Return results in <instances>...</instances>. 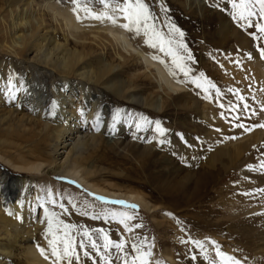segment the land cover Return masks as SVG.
Returning <instances> with one entry per match:
<instances>
[{
  "label": "rangeland",
  "instance_id": "obj_1",
  "mask_svg": "<svg viewBox=\"0 0 264 264\" xmlns=\"http://www.w3.org/2000/svg\"><path fill=\"white\" fill-rule=\"evenodd\" d=\"M30 1L34 12L43 11L46 23L57 28L58 40L68 49L81 51L83 41L76 36L86 34L85 43L94 48V56L104 54L108 62L119 65L115 73L126 89L122 98L99 90L102 106L111 109V117L104 143L84 153L94 169L89 183L98 192L68 176L22 174L38 184L45 203L38 205L36 223L41 211L44 216L30 241L19 239L11 248L7 264H31L29 247L40 255L43 250L45 261L56 264L49 246L53 233L60 240L70 239L74 249V258L62 259L60 264H124L125 259L131 264L136 255L132 244L141 241L150 246L151 264H220L217 248L240 264H264V255L257 249L264 223V127L259 126L264 125V33L255 27L264 19L259 17V5L253 6L256 15L240 19L229 0H143L154 17L149 26L154 24L165 41H173L171 49L187 70L185 75L173 56L145 44L151 30L149 37L143 28L139 35L126 31L119 26L126 23L123 14L105 8L99 0H87L85 6L94 13L115 16L116 26L107 19L91 18L82 8L74 12L71 0ZM122 2L109 0L110 5ZM55 12L60 15L56 23ZM64 14H70L82 29H65ZM109 29L116 37L118 32L124 34L135 51L127 48L130 52H126ZM95 36L101 38L95 40ZM146 60L159 68H146ZM15 64L17 79L27 66ZM43 82L57 87L62 83L57 74L45 76ZM129 95L140 103L130 102ZM156 122L163 135L156 130ZM89 127L86 123L85 128ZM240 142L247 143L241 151L231 146ZM142 149L149 155L142 154ZM221 150L225 156L212 163V156ZM5 171L16 173L0 161V173ZM185 174L192 178L187 187L180 183ZM204 175L207 181L198 187ZM104 193L134 195L140 200ZM46 210L55 214L52 233ZM137 224L141 227L136 228ZM104 235L114 243L123 241V251L114 247L106 251ZM195 240L203 247L190 243ZM92 243L97 245L95 250Z\"/></svg>",
  "mask_w": 264,
  "mask_h": 264
},
{
  "label": "bare ground",
  "instance_id": "obj_2",
  "mask_svg": "<svg viewBox=\"0 0 264 264\" xmlns=\"http://www.w3.org/2000/svg\"><path fill=\"white\" fill-rule=\"evenodd\" d=\"M58 16L55 12L52 17L55 23ZM44 18L43 11L34 12L30 0H0V161L16 171L15 175L6 171L0 173V264H7L12 256L11 248L18 245L19 239H32L44 216L41 211L37 224L38 205L45 203L38 184L22 174L68 176L97 191L89 183L94 169L89 165V156L84 153L88 148L104 143L111 117V109L106 104L102 106L104 102L99 90H109L122 98L126 89L115 73L119 63L115 66L108 62L102 57L104 54L94 56V48L85 43L86 34L78 32L76 36L83 41L79 45L81 51L68 49L58 40L57 28L47 24ZM61 19L65 29H76V32L82 29L70 14H64ZM60 27L63 31L61 24ZM109 34L114 33L110 31ZM117 35L112 38L120 40L122 48L135 51L124 34L118 32ZM63 38L66 44L69 43L67 36ZM94 38L99 40L101 37ZM146 61V68H159L150 60ZM15 62L31 71L24 68L25 73L14 78ZM159 72L167 78L161 70ZM55 74L59 75L61 85L44 84L45 76L52 78ZM128 100L140 103L130 95ZM86 123L91 127L86 129ZM120 127L123 130V121ZM237 144L231 146L240 151L247 146L246 142ZM141 151L149 155L147 149ZM223 156L225 153L221 150L212 156L211 162L220 161ZM180 180L181 185L187 187L192 178L185 174ZM206 181L204 175L198 187H203ZM104 194L127 201L140 200L134 195ZM257 237V249L264 255V223ZM27 251L31 255V264H49L33 247ZM169 260L173 262L171 258Z\"/></svg>",
  "mask_w": 264,
  "mask_h": 264
},
{
  "label": "snow or ice",
  "instance_id": "obj_3",
  "mask_svg": "<svg viewBox=\"0 0 264 264\" xmlns=\"http://www.w3.org/2000/svg\"><path fill=\"white\" fill-rule=\"evenodd\" d=\"M71 3L76 6L73 9L74 12L82 8V10L91 18L101 21L107 19L114 26H116L117 18L115 16L105 15L104 13H94L90 8L85 6L87 0H71ZM99 3L102 4L105 8L111 7V10L113 12H119L123 14V19L126 21V23L119 26L125 29L126 31L132 32L133 30H135V34L139 35L141 33V28H143L144 36L149 37V31L151 30V38L145 39V44H147L149 47L152 48H156L157 46H159L160 51L165 52L166 55L173 56V63L176 64L177 68L185 72V75H187V70L185 69L184 65L178 62L177 57L175 56L174 52L171 49V45L173 41L172 40L165 41L161 36V34L155 31L154 24L149 26L148 23L149 19L154 20V17L151 16V13L149 12L143 0H123L122 3H116L111 5L109 3V0H99ZM229 3L234 9L237 10V15L239 16L240 19L251 18L252 16L256 15V13L253 11V6L259 5V17L260 19H264V0H229ZM77 19L79 20V16L77 17ZM249 26H252L251 23H249ZM255 27L257 29V32L264 33V24H256ZM173 31L179 32V29H173ZM179 34L181 37L184 35L183 32H180ZM255 38L256 37H254V39ZM153 39L156 42H153ZM165 44L169 46L167 49L165 48ZM179 47L184 48L185 52H187V48L185 45L180 44ZM187 58L191 59L190 53L188 54ZM261 58L264 59V50H261ZM153 59H156V57H153ZM11 80L12 77L9 78L10 84H11ZM9 90H11V88ZM240 99L242 100L243 98L241 97ZM52 107L53 108L55 107V102H53ZM245 108H247L246 105ZM81 114L83 115V113ZM136 126L137 128L140 127L138 123ZM259 126L264 127V125H259ZM237 127H243V125H237ZM96 130L99 129L97 128ZM156 130L160 135L164 134V130L160 128L159 122H156ZM96 199H101V198L97 197ZM127 207L135 208L136 206L127 205ZM54 216H55L54 213L51 215L47 214V210H46V219L48 221L49 233H52ZM126 219H131V217H126ZM67 227L68 226L65 225V228ZM125 227L128 231L132 230L126 224ZM135 227L139 228L141 227V225L137 224L135 225ZM96 231H101V230H96ZM85 236H87V232H85ZM65 237H67V233H65ZM103 239H104V244L102 245V247L106 251L109 248H113V247L120 251H123L124 249L123 241H121L120 243H114L113 241L109 240L106 235L103 236ZM190 243H192L194 246L199 248L203 247V244L199 240L190 241ZM61 244L63 245L62 248L60 247ZM49 246L51 248L52 255L56 257V264H60V261L62 259L72 260L74 258V249H73L72 241L70 239L65 238L63 240H60V238L57 237L55 233H53V239L49 241ZM80 247L83 248L84 245L81 244ZM90 247L93 250H95L97 248V245L95 243H92ZM132 250L136 255L131 258V264H137V261H139V264H151L150 246L147 245L145 241H141L140 244L133 243ZM41 254L43 255V250H41ZM216 254L217 257L220 258V264H240L239 260H236L232 256L226 255L225 253L220 251L219 248L216 249ZM85 255H87L86 252ZM124 264H129V261L125 259Z\"/></svg>",
  "mask_w": 264,
  "mask_h": 264
}]
</instances>
